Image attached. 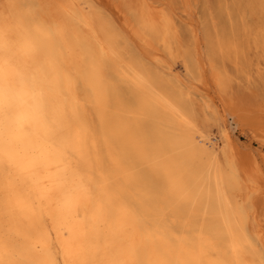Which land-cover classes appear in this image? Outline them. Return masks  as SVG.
Wrapping results in <instances>:
<instances>
[{
    "label": "bare ground",
    "instance_id": "bare-ground-1",
    "mask_svg": "<svg viewBox=\"0 0 264 264\" xmlns=\"http://www.w3.org/2000/svg\"><path fill=\"white\" fill-rule=\"evenodd\" d=\"M138 2L0 0V264H264V148L241 164L197 61L264 60V0L200 33Z\"/></svg>",
    "mask_w": 264,
    "mask_h": 264
},
{
    "label": "rangeland",
    "instance_id": "rangeland-1",
    "mask_svg": "<svg viewBox=\"0 0 264 264\" xmlns=\"http://www.w3.org/2000/svg\"><path fill=\"white\" fill-rule=\"evenodd\" d=\"M86 1L89 2V6H94L96 11L103 12L106 17L108 16L111 20L120 24L122 22L132 23L135 7L139 5L138 0ZM145 1L159 7L160 10L172 16L176 22H182L181 24L186 29L193 30L195 33H200V23L207 18L208 26L213 23L218 24L217 19L220 20L221 24L220 17L217 18L214 11L215 0H208V5H204L205 0ZM189 5L190 8L184 10V7ZM82 8L87 10V5H82ZM209 12H211L210 16H208ZM204 13L206 15L202 16ZM200 43L203 44L201 38ZM205 59L204 56H201V58L197 56V61L203 72L202 87L204 94L214 103H217L219 99L223 101L225 117L229 124L230 146L241 164L244 161L246 168L250 169L253 167L255 157L259 154L260 147L264 148L262 145L264 144V60L256 58L253 53H247L241 64L236 67L231 60L220 58L217 55L212 61L223 77L221 80L216 81L209 69V61H205ZM257 64L262 70L261 75H257L255 72ZM176 65L180 67V61H177ZM246 75H252V82L248 85H245ZM193 98L195 111L201 113V100ZM208 130L212 134H216L218 128L215 124H210ZM258 163L260 174L264 180V163L261 161Z\"/></svg>",
    "mask_w": 264,
    "mask_h": 264
}]
</instances>
